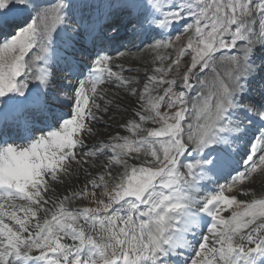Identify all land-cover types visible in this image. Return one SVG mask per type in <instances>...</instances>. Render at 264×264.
Wrapping results in <instances>:
<instances>
[{
  "label": "snow or ice",
  "instance_id": "snow-or-ice-1",
  "mask_svg": "<svg viewBox=\"0 0 264 264\" xmlns=\"http://www.w3.org/2000/svg\"><path fill=\"white\" fill-rule=\"evenodd\" d=\"M178 24L186 43L142 87L113 71L109 51L122 33L163 35ZM182 61L178 85L171 74ZM113 79L136 98L121 124L131 135L89 145ZM78 151L107 155L108 171L89 181L93 191L51 200V182ZM256 175L264 0H0V264H264ZM89 198L95 206H66Z\"/></svg>",
  "mask_w": 264,
  "mask_h": 264
},
{
  "label": "rangeland",
  "instance_id": "rangeland-1",
  "mask_svg": "<svg viewBox=\"0 0 264 264\" xmlns=\"http://www.w3.org/2000/svg\"><path fill=\"white\" fill-rule=\"evenodd\" d=\"M171 32H175L174 36H172L170 38L173 41V47L172 48H160L157 50H153L151 47H149V48L145 49L144 52H142V53H140V51H138V53H134L132 55L128 54V56H131L129 58H125V56L122 58H118L119 54L117 53V54H115L116 56L115 55L112 56L113 61H116V63L113 62V65L117 66L116 68H114V71L116 70L117 72L123 74V76L127 77L130 80H133L134 83L139 85V82H141V80H142V79H139L140 75L141 76L142 75L147 76V73L150 72V68L157 67V66L166 67L169 63H171V59H175L176 49L180 45L186 43L187 36L189 35L188 33L183 32V26L179 25V24L176 25V27L174 29H172ZM177 35L180 36L179 41H177L175 39V37ZM157 40H159V39L157 38L156 41ZM163 41H166V39ZM144 55H147V58L142 57ZM160 57H162L163 59H158ZM170 57H171V59H170ZM144 61H147L149 65L148 64L143 65L142 63H144ZM118 64H120V65L118 66ZM150 66H152V67H150ZM184 70H185L184 61H182L180 69L174 70L171 74L172 77H175L177 79L178 85L180 84V76L182 75ZM107 81L102 87L105 89L108 88L110 90H114V92H112V94H110V96H108L107 101H109L111 99V102H114V99H117V101H120L121 103H123L125 100L128 101V100H130V98H132V96H130L127 93V91L122 90L121 87H115L114 85L111 84L110 81H109V83H107ZM116 88H117V91H115ZM152 94L156 95L158 93L153 92ZM112 106H113V108L114 107H116V108H114L113 113H112L113 118L110 117V118H108V120H110V122H111L112 119H114V121L116 119V121H115L116 125H114V123H112V125H110V122H108L105 125L100 124V123L91 125L92 133L90 134L91 138L89 139V141H94V140L98 139L99 134H102V133L106 134L108 131H110L111 136H116L118 134L119 135H131L128 132H121V134L119 132V131H121L120 130L121 124H123V122H124L122 120L123 119L125 120L124 117L128 118L130 112H128L126 109H124L121 105L117 104L116 106H114V105H112ZM70 107H71V105H70ZM164 107H166V105ZM164 107H162V109H161L162 111L164 110ZM105 114H107V112H101V116H103V118L106 117ZM101 125L103 127V130L98 129ZM143 126L145 128H147V127H152L154 125H152L150 122H148V123H145ZM107 129H109V130H107ZM117 131L119 133H117ZM115 132H116V134H115ZM140 134L143 135L144 133H140ZM84 151H86V150H84ZM77 155L80 157V159L76 162H72L69 165L67 172L59 175L57 181H55V182L59 183V184H61V183L65 184V181L68 184L70 182L74 183L73 180H71V181L69 180V179H71L69 177L74 176L76 184L78 183V187H77L76 191H80L85 185H88V191L91 192V191H93V189H92L91 185L89 184V181L91 179H93L94 177L98 176V174H100L101 172H107L108 171L107 168H104V164L108 160V156H106L105 161H98V160H94L93 157L82 156L81 152H79V151L77 152ZM82 158H84V159H82ZM236 158L241 159V157H239V156ZM85 160L87 161L86 163L84 162ZM129 162L134 163L135 161L130 160ZM112 170L115 171L116 169L113 168ZM106 179H107V177H106ZM222 183H223V181H222ZM257 183L258 184L264 183V176L256 175L255 179L252 182L253 187ZM110 187H111V185H110ZM95 191H96L97 197H100L102 192H103V188H97V189H95ZM238 198L239 199H246V197H244V196H240ZM75 200L76 201L78 200L77 203L80 204V207L95 206V204L92 202L91 198H89V199H75ZM224 214L228 215L227 212H225Z\"/></svg>",
  "mask_w": 264,
  "mask_h": 264
},
{
  "label": "bare ground",
  "instance_id": "bare-ground-1",
  "mask_svg": "<svg viewBox=\"0 0 264 264\" xmlns=\"http://www.w3.org/2000/svg\"><path fill=\"white\" fill-rule=\"evenodd\" d=\"M159 39V40H163L166 39L167 40V35L165 37L162 38L161 35H158L156 33H151V34H144V33H140V32H137V33H133L131 31H128L126 33H122L119 38L117 39L116 43L114 44V46L117 47V50H119V56L118 58H122L125 56V58H129L131 56H128V54H134V53H138V51H140V53L144 52L145 49L149 48L150 45L156 41V39ZM168 41V40H167ZM143 50V51H142ZM115 51V52H116ZM121 53H123V55H121ZM116 56V55H115ZM142 57H146L147 58V55H144ZM141 58V57H140ZM169 58V57H168ZM114 63H116V61H113ZM143 65H147L148 62L147 61H144V63H142ZM120 64H118L119 66ZM149 65V64H148ZM114 66V65H113ZM153 66V65H152ZM150 66V67H152ZM139 67V66H138ZM121 68V67H120ZM134 68V67H133ZM155 67H152L150 68V72L147 73L148 74H151L152 72V69H154ZM126 71V70H125ZM128 74V73H127ZM123 75V74H122ZM129 75V74H128ZM130 78V77H129ZM145 78L146 76L144 75H140L139 79H142L141 82H139V86L142 87L143 83L145 82ZM111 82L112 85H114L115 87H119L118 86V82H115L114 79L113 80H108ZM113 86V87H114ZM104 89V92H105V97H104V100H97L98 103H101L102 107L107 104V99H108V96H110V94H112V92H114V90H110V89ZM112 89V88H111ZM122 90L124 91H127L126 89L122 88ZM117 91V88L116 90ZM119 91V90H118ZM135 100L136 98L132 96V98H130V100H125L123 103H121L120 101H117V99H114V102H112L111 104H107V107H108V111H107V114H105L106 117L103 118V116H101V112L97 113V116H98V119L95 120V121H91V125L93 124H107L108 122H110V120H108V118L112 117L113 118V106H116L117 104L118 105H121L124 109H126L129 113V117L125 118V120L123 119L122 121H124L123 123H125L127 120L129 119H132L133 118V114H132V109L133 107H137L138 105L135 104ZM111 101V99H110ZM72 107V106H71ZM70 105H65L64 106V111L65 112H68L70 109H71ZM112 108V109H111ZM123 113V112H122ZM126 114V113H125ZM131 114V115H130ZM111 118V119H112ZM115 118V117H114ZM116 121V119H115ZM115 121L114 119L111 120L110 122V125H112V123L115 124ZM100 130H103V127L102 125L98 128ZM109 130V129H107ZM120 134L121 132H126L125 129H123L122 127H120ZM117 131V133H119ZM106 133V132H105ZM116 134V132H115ZM109 137H113L110 135V131H108L106 134H99L98 135V139L94 140V141H89V139L91 138L90 136H88L87 140H86V143L89 144V145H92L94 143H98V142H101V141H107ZM93 139V138H92ZM84 150H87V149H84ZM107 155H103V156H97V157H93L94 160H98V161H105V158H106ZM84 159V158H82ZM92 162V161H91ZM226 176V175H225ZM66 177V176H65ZM68 177V176H67ZM71 179H69L70 181L73 180V182H70L69 184L66 183L65 181V184H59V183H56V182H52L51 183V186H52V189L54 191H51L49 193V198L53 201L57 200L59 197L63 196L64 194L67 193H70L71 191H76L77 190V187H78V183L76 184V181H75V177L74 176H71L69 177ZM221 179H223V177L221 178H218L217 182L220 184V181ZM223 181H226V179H224ZM227 182H229V180H227ZM226 182V183H227ZM253 186V185H252ZM215 187V183H209V186H208V191L209 189H213ZM255 190L257 193H260L261 191H264V183H261V184H256L254 186ZM78 201V200H77ZM77 201L75 199L71 200L70 202H66V206L69 207V208H75L77 206L80 207V204L77 203ZM16 203H25V202H22V201H19L17 200ZM51 207V205L49 206ZM22 215V213H20Z\"/></svg>",
  "mask_w": 264,
  "mask_h": 264
}]
</instances>
